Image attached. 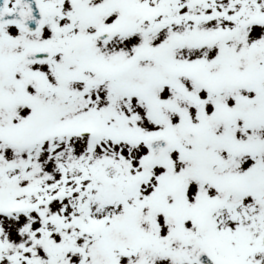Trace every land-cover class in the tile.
Returning <instances> with one entry per match:
<instances>
[{"label":"snow or ice","instance_id":"obj_1","mask_svg":"<svg viewBox=\"0 0 264 264\" xmlns=\"http://www.w3.org/2000/svg\"><path fill=\"white\" fill-rule=\"evenodd\" d=\"M0 264H264V0H0Z\"/></svg>","mask_w":264,"mask_h":264}]
</instances>
